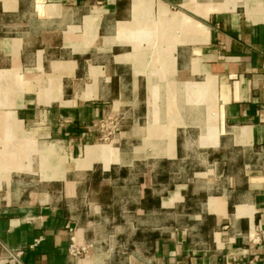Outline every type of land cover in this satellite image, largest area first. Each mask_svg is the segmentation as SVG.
<instances>
[{
  "label": "crops",
  "instance_id": "0c3cea01",
  "mask_svg": "<svg viewBox=\"0 0 264 264\" xmlns=\"http://www.w3.org/2000/svg\"><path fill=\"white\" fill-rule=\"evenodd\" d=\"M0 264H264V0H0Z\"/></svg>",
  "mask_w": 264,
  "mask_h": 264
},
{
  "label": "built area",
  "instance_id": "2783aa9c",
  "mask_svg": "<svg viewBox=\"0 0 264 264\" xmlns=\"http://www.w3.org/2000/svg\"><path fill=\"white\" fill-rule=\"evenodd\" d=\"M101 127L107 129V137L116 132V130L120 129L119 122L116 118H107L100 123ZM88 250V244L79 242L74 230L71 228V240L68 246V251L70 254L74 256H80L85 254Z\"/></svg>",
  "mask_w": 264,
  "mask_h": 264
},
{
  "label": "rangeland",
  "instance_id": "374dc122",
  "mask_svg": "<svg viewBox=\"0 0 264 264\" xmlns=\"http://www.w3.org/2000/svg\"><path fill=\"white\" fill-rule=\"evenodd\" d=\"M118 131H119V130H116V132H118ZM116 132H114V133H116ZM114 133H113V134H114ZM111 135H112V134H111ZM106 147H108V146H106ZM112 148H114V147H112Z\"/></svg>",
  "mask_w": 264,
  "mask_h": 264
}]
</instances>
